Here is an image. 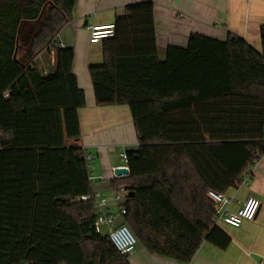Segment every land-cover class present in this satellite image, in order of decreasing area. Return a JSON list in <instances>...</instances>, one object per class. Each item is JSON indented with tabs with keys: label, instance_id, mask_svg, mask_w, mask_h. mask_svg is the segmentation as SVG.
<instances>
[{
	"label": "trees",
	"instance_id": "trees-1",
	"mask_svg": "<svg viewBox=\"0 0 264 264\" xmlns=\"http://www.w3.org/2000/svg\"><path fill=\"white\" fill-rule=\"evenodd\" d=\"M76 0H0V264H130L95 229L98 208L79 110L86 96L59 36ZM89 69L96 105L128 106L138 149L114 182L121 208L150 254L192 262L208 242L231 239L214 224L211 191L226 194L264 156V25L261 52L229 35L192 34L160 61L152 2L128 5ZM54 53L44 75L35 61Z\"/></svg>",
	"mask_w": 264,
	"mask_h": 264
},
{
	"label": "crops",
	"instance_id": "crops-1",
	"mask_svg": "<svg viewBox=\"0 0 264 264\" xmlns=\"http://www.w3.org/2000/svg\"><path fill=\"white\" fill-rule=\"evenodd\" d=\"M152 2L155 7L156 41L160 61H165L169 47L187 48L192 34L226 41L229 35L243 39L261 52V27L264 25V0H76L74 18L60 33L59 44L74 49L73 73L86 96V106L79 110L81 138L75 144L91 158L90 179L94 193L111 200L117 188L114 182L128 177L116 176L127 167L123 153L138 149V136L128 106L100 108L96 105L91 67L103 64V43L91 44L89 27L115 24L125 15L128 5ZM42 74L56 69L54 53L41 54L35 61ZM229 211L237 212L254 197L261 202L254 221L239 228L226 224L218 227L230 239L226 250L205 242L189 264H264V156L246 173L242 185L230 189ZM107 211L114 227L123 223L120 207L110 202ZM130 264H185L150 254L138 245L129 257Z\"/></svg>",
	"mask_w": 264,
	"mask_h": 264
},
{
	"label": "built area",
	"instance_id": "built-area-1",
	"mask_svg": "<svg viewBox=\"0 0 264 264\" xmlns=\"http://www.w3.org/2000/svg\"><path fill=\"white\" fill-rule=\"evenodd\" d=\"M88 29L90 32L91 44H100L105 40L113 38L115 35L114 24L108 26H91ZM121 159L124 161L127 160L126 153L121 155ZM87 160L90 163L91 158L88 153ZM123 168L128 169V167ZM209 195L217 205L216 215L214 217V224L216 226L226 224L239 228L244 222L254 221L261 206V202L257 198L250 197L237 212L232 213L228 209L231 203L229 197L213 191H211ZM130 196L131 191L126 186H119L115 196L111 200L106 199L97 193L82 198L83 201H89L92 199L96 201L98 214L95 222V229L98 234L108 237L116 250L123 256H131L134 254L138 246V240L127 225L122 223L120 226L114 227L115 217L109 214L107 209L110 206V202L119 206L120 215L123 218V216L126 215V210L121 208V206Z\"/></svg>",
	"mask_w": 264,
	"mask_h": 264
},
{
	"label": "water",
	"instance_id": "water-1",
	"mask_svg": "<svg viewBox=\"0 0 264 264\" xmlns=\"http://www.w3.org/2000/svg\"><path fill=\"white\" fill-rule=\"evenodd\" d=\"M115 174L117 177H121L122 175H129V169L126 168L118 169Z\"/></svg>",
	"mask_w": 264,
	"mask_h": 264
},
{
	"label": "rangeland",
	"instance_id": "rangeland-1",
	"mask_svg": "<svg viewBox=\"0 0 264 264\" xmlns=\"http://www.w3.org/2000/svg\"><path fill=\"white\" fill-rule=\"evenodd\" d=\"M49 74H51V71L49 72Z\"/></svg>",
	"mask_w": 264,
	"mask_h": 264
}]
</instances>
